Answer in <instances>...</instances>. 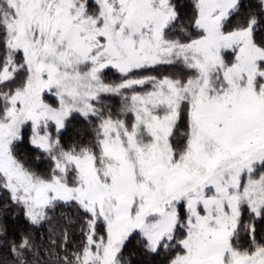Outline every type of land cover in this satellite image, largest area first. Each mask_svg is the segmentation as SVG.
Masks as SVG:
<instances>
[{
  "label": "snow or ice",
  "instance_id": "6c2138e0",
  "mask_svg": "<svg viewBox=\"0 0 264 264\" xmlns=\"http://www.w3.org/2000/svg\"><path fill=\"white\" fill-rule=\"evenodd\" d=\"M77 115L94 137L65 148ZM0 191L33 226L82 211L60 264H124L137 236L166 264H264V0H0ZM9 252L44 264L30 233Z\"/></svg>",
  "mask_w": 264,
  "mask_h": 264
},
{
  "label": "trees",
  "instance_id": "16d2710c",
  "mask_svg": "<svg viewBox=\"0 0 264 264\" xmlns=\"http://www.w3.org/2000/svg\"><path fill=\"white\" fill-rule=\"evenodd\" d=\"M190 11L189 9V14ZM89 124L88 120L76 116L70 121L68 130L61 133V144L69 148L75 144L91 142L93 130L87 126ZM17 151L22 159L27 160L30 166L40 173H47L52 167L46 155L37 160L36 157L40 154L28 151L27 138ZM0 206H7L9 209L7 212L0 211V264H13L9 245L13 242L19 243L22 234H31L44 264H60L61 258L65 256L71 259V253L76 252L84 241L82 228L85 217L75 206H57L49 212L50 219L42 226L30 225L22 207L9 203V194L6 191H0ZM52 241H55V244ZM124 264H166V257L163 252L159 255L147 252L137 236L124 250Z\"/></svg>",
  "mask_w": 264,
  "mask_h": 264
},
{
  "label": "rangeland",
  "instance_id": "374dc122",
  "mask_svg": "<svg viewBox=\"0 0 264 264\" xmlns=\"http://www.w3.org/2000/svg\"><path fill=\"white\" fill-rule=\"evenodd\" d=\"M165 69H167V70H165ZM147 74H151V75L175 74L177 77H182V76L186 77L190 73H188L182 67V65H174V66H160V67L157 68V70L155 72H151V73H141V75H147ZM106 79L108 81H118L119 80V74L116 73L114 70H109L106 73ZM148 87L150 88V86H148ZM137 90H142V89H137ZM104 103L106 105H108V107L115 113V112H117L119 110L121 100H120L119 97H111V98L106 97L105 100H104ZM77 117L83 119L82 117H80L78 115H77ZM88 122H90V124L87 125V126L88 127L90 126L92 128L93 137H94L95 125H96V123H98V121H96L95 118H91V119L88 120ZM69 124H70V122L68 123L66 129L62 130V133L66 132L68 130ZM185 125H186V118H182L181 121L178 124V132H182L184 130V128H185ZM50 131L55 133V128L54 127L51 128ZM89 143L75 144V145H81L82 146V145H86V144H89ZM50 162H51V160H50ZM249 219L250 218L248 217V215L245 214V216H244L245 222H248ZM255 226H256V238L258 240L264 239V220H261V219L256 220ZM240 242L245 247L248 244V237L243 232H241V240H240Z\"/></svg>",
  "mask_w": 264,
  "mask_h": 264
}]
</instances>
